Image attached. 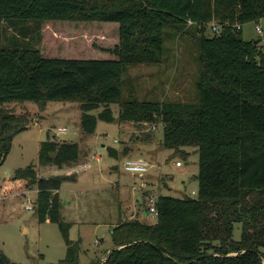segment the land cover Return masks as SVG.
<instances>
[{
	"label": "trees",
	"instance_id": "16d2710c",
	"mask_svg": "<svg viewBox=\"0 0 264 264\" xmlns=\"http://www.w3.org/2000/svg\"><path fill=\"white\" fill-rule=\"evenodd\" d=\"M262 19L264 0H0L1 164L15 135L28 127L27 118L3 107L10 101H37L42 107L52 100L78 102L86 137L95 134L99 120L161 123L164 148H197L198 196L160 195L157 223H120L113 230L117 249L103 264H264V44L246 40L236 27ZM212 21L221 26L219 33H207ZM59 22L83 23L103 30L102 36L111 28L117 43L87 55H48L43 24ZM4 23L17 32L9 44ZM31 24L37 42L30 37ZM168 30L197 40L199 101L124 100L127 67L159 64ZM116 154L109 149L110 156ZM82 157L79 143L55 138L39 150L40 165L59 169L75 167ZM75 177H41L30 164L2 182L4 194L35 186L39 221L58 222L63 232L65 258L38 264H82L79 242L69 239L70 225L58 215L61 184ZM235 224H241L240 239L234 238ZM0 264L19 263L0 250Z\"/></svg>",
	"mask_w": 264,
	"mask_h": 264
},
{
	"label": "rangeland",
	"instance_id": "374dc122",
	"mask_svg": "<svg viewBox=\"0 0 264 264\" xmlns=\"http://www.w3.org/2000/svg\"><path fill=\"white\" fill-rule=\"evenodd\" d=\"M213 22L207 25V33L211 32ZM257 25L263 28L262 34L257 31ZM102 31L83 23L43 24V48L48 55H87L88 50L98 46L114 47L117 34L110 28L104 30L105 36H102ZM30 33L31 39L37 42L32 24ZM16 34L13 27L3 24L4 43L9 44ZM242 35L249 41L261 39L264 44V19L245 24ZM199 76L196 38L190 33L175 35L168 30L159 64L127 67L122 98L197 103ZM3 107L28 120L27 129L15 135L4 163L1 164L0 160V250L11 261L19 264L57 263L66 256L67 243L59 223L50 219L40 222L36 215L37 188L33 186L7 194L1 190L5 178L30 164L37 166L41 177L66 175L68 168L39 164L41 143L49 138L58 142H77L83 152L84 157L70 172L76 173L75 179H66L61 184V207L58 210L62 221L70 225L69 239L79 242V261L82 264H99L108 255L107 252L114 247L113 228L118 224L133 220L150 224L158 222L157 215L146 210V207L149 210L150 201L143 198L144 188L139 187L151 178L150 173L132 175L125 172L122 162L126 158H157L158 166L151 170L152 174L157 173L151 184L157 190H151L149 195L198 196L197 148L186 146L184 152L164 148L161 123L121 124L99 120L95 134L86 137L80 126L82 111L78 102L52 100L42 107L37 101H10ZM112 109L117 117L119 106L112 105ZM59 128H67L68 131L58 133ZM147 144L153 146L147 148ZM110 148L120 154L110 156ZM125 148L128 151L123 154ZM177 160L183 165L177 166ZM86 163L89 167L83 169L82 164ZM28 205L33 208L28 209ZM133 214L135 217L130 218ZM234 238H241V224H235Z\"/></svg>",
	"mask_w": 264,
	"mask_h": 264
},
{
	"label": "built area",
	"instance_id": "2783aa9c",
	"mask_svg": "<svg viewBox=\"0 0 264 264\" xmlns=\"http://www.w3.org/2000/svg\"><path fill=\"white\" fill-rule=\"evenodd\" d=\"M188 24L192 25L193 22L191 20H189ZM226 24H228V23H226ZM243 26H244L243 24H238L236 27H237V29H242ZM220 29H221V26L216 21H214L212 26H211L212 32L213 33H219ZM256 29H257V31L260 34L263 33V28L260 25H257ZM63 131L66 132V131H68V129L67 128H59V132L58 133H61ZM122 165H123L124 171L128 172V173H130L132 175L137 174V173L138 174L149 173L154 167L157 166L156 163H154L153 161H150L148 159H145V158H137V159L126 158L122 162ZM176 165L177 166H182L183 163L180 160H177L176 161ZM139 187L146 188L147 187V183L146 182H142ZM155 196L156 195L153 196V194L148 196V199L150 201V203H149V212H151V213H153L155 215H158V209H157V206H156L158 197H155ZM27 208L31 209V208H33V206L32 205H28Z\"/></svg>",
	"mask_w": 264,
	"mask_h": 264
},
{
	"label": "crops",
	"instance_id": "0c3cea01",
	"mask_svg": "<svg viewBox=\"0 0 264 264\" xmlns=\"http://www.w3.org/2000/svg\"><path fill=\"white\" fill-rule=\"evenodd\" d=\"M152 146H153V144H147L146 147H147V148H150V147H152ZM148 155H149V154H148ZM150 155H152V154H150ZM152 156H153V155H152ZM152 156H151V157H152ZM155 156H156V155H155ZM153 157H154V156H153ZM153 157H152L150 160H152V161H153L154 163H156L157 166H158L157 158L155 157V158H156V160H155V159H153ZM97 159H98V158H97ZM157 166H156V167H157ZM87 167H89V164H87V163H86V164H82V168H83V169H86ZM156 167H154V168H156ZM74 168H75V167H73V168H68L69 170L66 172V175L72 174V173H70V172H71L72 170H74ZM159 168H161V167H159ZM149 173H150L149 175L151 176V178H150L148 181H143V182H146V183H147V187L143 189V194H144L143 198H144V199H146V198L148 199V195H149L148 192H151V190H157V188L154 189L153 186H151L152 181H154V178H155L154 176H156L157 173L155 172L156 174H152L151 171H150ZM139 186H140V185H139ZM152 188H153V189H152ZM160 189H161V187H160ZM36 190H37V189H36ZM37 194H38V190H37ZM59 194H60V192H59ZM151 194H153V193H151ZM37 196H38V195H37ZM156 196L159 197L160 194H159V195L156 194ZM146 210L149 211V210H148V207H146ZM133 215H134V214H133ZM133 217H135V215H134V216H132V215L130 216V218H133ZM118 225H119V224H118ZM115 227H116V226H115ZM115 227H114V228H115ZM114 228H113V230H114ZM109 251H110V250H109ZM109 251H108V252H109ZM108 252H107V254H108ZM106 257H107V256H105L103 259H105Z\"/></svg>",
	"mask_w": 264,
	"mask_h": 264
},
{
	"label": "water",
	"instance_id": "95a60500",
	"mask_svg": "<svg viewBox=\"0 0 264 264\" xmlns=\"http://www.w3.org/2000/svg\"><path fill=\"white\" fill-rule=\"evenodd\" d=\"M260 41H261V39L256 40V41H255V44H258ZM115 249H117V247H113V248L108 252V255H109L113 250H115ZM108 255H107V256H108ZM212 255H213V253H209L207 256H212ZM106 260H107V257H106L105 259H102V260L100 261L99 264H103Z\"/></svg>",
	"mask_w": 264,
	"mask_h": 264
}]
</instances>
